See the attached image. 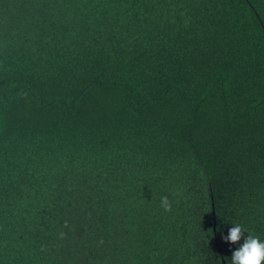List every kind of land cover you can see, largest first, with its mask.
Instances as JSON below:
<instances>
[{
  "label": "trees",
  "instance_id": "1",
  "mask_svg": "<svg viewBox=\"0 0 264 264\" xmlns=\"http://www.w3.org/2000/svg\"><path fill=\"white\" fill-rule=\"evenodd\" d=\"M264 236V0H0V264H229Z\"/></svg>",
  "mask_w": 264,
  "mask_h": 264
},
{
  "label": "clouds",
  "instance_id": "2",
  "mask_svg": "<svg viewBox=\"0 0 264 264\" xmlns=\"http://www.w3.org/2000/svg\"><path fill=\"white\" fill-rule=\"evenodd\" d=\"M226 243L236 245L229 264H264V236L250 232L242 224L230 222Z\"/></svg>",
  "mask_w": 264,
  "mask_h": 264
},
{
  "label": "water",
  "instance_id": "3",
  "mask_svg": "<svg viewBox=\"0 0 264 264\" xmlns=\"http://www.w3.org/2000/svg\"><path fill=\"white\" fill-rule=\"evenodd\" d=\"M223 264H224V262H223Z\"/></svg>",
  "mask_w": 264,
  "mask_h": 264
}]
</instances>
